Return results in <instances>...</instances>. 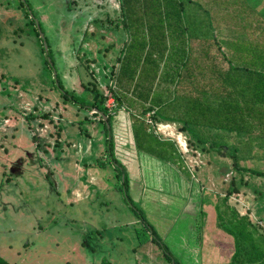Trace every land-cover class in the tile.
<instances>
[{"label": "rangeland", "instance_id": "374dc122", "mask_svg": "<svg viewBox=\"0 0 264 264\" xmlns=\"http://www.w3.org/2000/svg\"><path fill=\"white\" fill-rule=\"evenodd\" d=\"M190 1L200 9L196 29L235 24L230 50L262 62L264 0ZM129 34L116 0H0V256L9 264H170L138 211L177 264H202L206 196L215 205L234 188L228 204L264 238V176L235 171L228 156L234 150L241 167L264 175V138L204 130L203 144L190 139L174 122L181 100L161 123L142 117L141 102L114 82ZM190 55L187 47L183 75L210 71ZM92 89L106 99L108 122L81 103ZM215 222L214 214L207 249L217 252Z\"/></svg>", "mask_w": 264, "mask_h": 264}, {"label": "trees", "instance_id": "16d2710c", "mask_svg": "<svg viewBox=\"0 0 264 264\" xmlns=\"http://www.w3.org/2000/svg\"><path fill=\"white\" fill-rule=\"evenodd\" d=\"M116 1L123 28L130 34L117 58L119 67L114 76V82L115 85L118 84V92L126 87V90L134 95V100L141 102L142 117L152 114L151 117L161 123L170 118L166 116V112L177 110L179 100H181L183 102L180 105L182 111L177 113L174 122L183 124L181 131L188 132L190 139L203 144L204 138L207 137L204 130L237 135L256 134L257 137L264 138V59L259 67L211 68L203 75H183L182 71L188 64V59L186 36L181 17L183 10L181 1ZM42 52L44 53L43 50ZM48 56H50L49 49ZM161 63L162 67H160ZM149 65L152 68L147 72L145 67ZM206 77L208 82L205 81ZM184 78L191 82L190 90H186L182 85ZM203 80L205 82H202ZM110 89L113 102L118 107L124 106L126 96L115 92L112 87ZM209 89L217 99L208 100L206 93ZM92 91L95 97L81 103L85 108L97 109L98 112L103 113L108 122L110 116L104 106L105 97L95 89ZM66 95L67 92L64 96ZM70 99L74 98L70 97ZM73 102L79 103L76 100ZM160 144L170 146L176 153V148L171 141L164 140ZM213 145L210 142V146L216 151L223 147L214 148ZM110 146L111 143L107 140L106 148ZM228 152L235 171L264 176L261 172L241 167L240 159L235 151ZM125 184L126 176L123 175L122 185ZM236 189L229 190L223 198H217L214 210L209 196H206L204 209L209 214V218L204 230V253L206 254L209 245V229L215 211L218 229L231 236L233 240L231 258L227 263L221 264H260L262 262L264 264V238L261 240L256 236L257 229L248 216H241L235 208L228 204L230 193L236 192ZM138 212L143 221V228L151 237V242L157 243L170 264H177L154 229L146 222L142 213ZM205 212L200 209L202 219L206 215ZM147 239L145 237V241ZM0 264L9 263L0 256ZM100 264H109V262L103 258Z\"/></svg>", "mask_w": 264, "mask_h": 264}, {"label": "crops", "instance_id": "0c3cea01", "mask_svg": "<svg viewBox=\"0 0 264 264\" xmlns=\"http://www.w3.org/2000/svg\"><path fill=\"white\" fill-rule=\"evenodd\" d=\"M194 8L195 5H193V2L188 0L187 8L183 9L181 13L185 36L187 38V47L189 48V52H191V61L207 63L205 66L206 69H226L229 67L241 68L245 66H260L261 63L260 61H257L255 54H249V57L246 58L245 54H243L240 50H230L229 47L232 46L230 44L234 42L235 38L233 35L235 33H233V29L231 27H235V24L225 23L220 19V24H218V27L212 28V30L208 29L206 30L207 32H203V28L196 29V27H194V20H199L200 16V9L198 10L199 13H196ZM205 15L208 16V14ZM255 21L256 18L254 17L253 22ZM205 48H211V52H205ZM212 54V57L208 56ZM212 230H215V233L213 232L211 235L213 237L210 240L211 248L213 244L212 241H214L215 247H217L218 250L217 252H215L213 251V249H207L205 262L202 264L227 263L233 253V240L231 236L224 233L221 229H218L216 222L214 223V227L212 228Z\"/></svg>", "mask_w": 264, "mask_h": 264}, {"label": "water", "instance_id": "95a60500", "mask_svg": "<svg viewBox=\"0 0 264 264\" xmlns=\"http://www.w3.org/2000/svg\"><path fill=\"white\" fill-rule=\"evenodd\" d=\"M35 26L37 28V32H38V35H39V38L41 40V43H42V48H43V51L45 54H47L48 52V49H47V44H46V41H45V38H44V35L42 34L40 28H39V24L37 23V21H35ZM48 62H50V60L48 59ZM93 111L95 113H99L100 116L103 117V119L106 121L107 120V117L103 115V113L101 112H98L97 109H93Z\"/></svg>", "mask_w": 264, "mask_h": 264}]
</instances>
